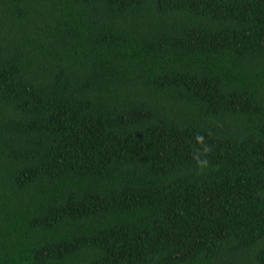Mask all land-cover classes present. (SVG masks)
I'll return each instance as SVG.
<instances>
[{
  "label": "trees",
  "instance_id": "16d2710c",
  "mask_svg": "<svg viewBox=\"0 0 264 264\" xmlns=\"http://www.w3.org/2000/svg\"><path fill=\"white\" fill-rule=\"evenodd\" d=\"M0 264H264V0H0Z\"/></svg>",
  "mask_w": 264,
  "mask_h": 264
}]
</instances>
